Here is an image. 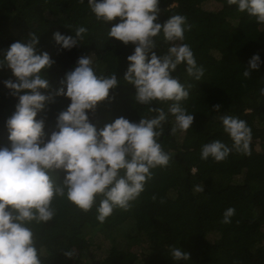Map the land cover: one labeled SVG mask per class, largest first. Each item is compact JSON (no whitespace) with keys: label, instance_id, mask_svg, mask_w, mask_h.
<instances>
[{"label":"trees","instance_id":"trees-1","mask_svg":"<svg viewBox=\"0 0 264 264\" xmlns=\"http://www.w3.org/2000/svg\"><path fill=\"white\" fill-rule=\"evenodd\" d=\"M158 7L161 23L176 14L186 18L190 27L184 40L176 43L188 44L197 65L204 69L199 81L186 73L183 63L171 73L189 91L188 98L180 102L194 116L187 131H171V101L136 102L133 87L123 79L125 58L134 45L108 36L118 18L97 20L87 0H0V58L12 42L35 34L37 51L48 52L54 60L45 73L49 88L42 92L54 94L78 57L90 55L96 75L115 74L119 82L109 92L111 99L99 102L89 114L98 129L121 113L138 121L158 115L149 109H162L167 117L157 139L169 154V163L150 170L144 191L127 210L117 208L100 223L95 205L84 212L66 198L54 197L53 218L28 225L42 264H255L256 255L264 262V96L260 94L264 88V23L226 0H160ZM81 26L87 32L79 45L65 50L55 44L54 32L74 35ZM153 40V51L166 54L170 42L163 34ZM253 54H259L260 68L244 78L242 73ZM9 78L10 70L0 67V146L10 145L5 122L17 102L3 86L2 81ZM69 103L63 96H54L38 113L37 118L45 121V139L55 130L57 114ZM217 104L218 112L213 109ZM224 114L246 121L251 128L250 154L233 149L223 161L201 159V146L208 142L220 140L232 146L219 119ZM58 175L62 179L64 173ZM197 185L203 191H195ZM229 207L235 212L229 223H223ZM123 224L127 227L118 235ZM88 225L103 244L86 237ZM177 246L189 253L187 262L171 258L170 248ZM68 251L75 255L65 256Z\"/></svg>","mask_w":264,"mask_h":264},{"label":"clouds","instance_id":"clouds-1","mask_svg":"<svg viewBox=\"0 0 264 264\" xmlns=\"http://www.w3.org/2000/svg\"><path fill=\"white\" fill-rule=\"evenodd\" d=\"M159 2L87 0L97 20L111 22L118 18L108 31L110 38L134 45L125 58L123 79L133 87L136 102L171 101V131H187L194 116L180 102L188 98L189 91L171 73L183 63L186 73L199 81L204 69L197 65L188 44L176 43L184 40V32L190 27L186 18L176 14L159 22ZM226 3L264 23V0ZM86 32L83 26L76 28L74 35L57 31L53 40L60 49L70 50L79 45ZM161 33L170 46L166 54L157 55L153 37ZM30 36L28 40L12 42L0 58V67L9 69L12 77L2 81L3 86L17 100L5 122L10 145L0 146V264H42L28 225L53 218L54 197L66 198L84 212L95 205L96 219L103 223L115 209L127 210L144 191L152 176L150 170L167 166L170 160L157 139L167 118L162 109H149L158 115L138 121L120 116L99 129L89 121V114L96 111L99 102L110 100V90L119 84L115 74L96 75L90 55L78 57L54 94L42 92L49 88L45 73L54 60L48 52H38L39 38ZM260 65L259 54H253L243 77L249 78ZM260 94L264 96V88H260ZM54 96H63L70 103L57 114L55 130L45 139V121L37 116ZM219 108V104L213 105L217 112ZM219 119L232 146L213 140L201 146L200 158L223 161L233 149L249 155L252 133L246 121L226 114ZM59 172L64 173L62 179ZM195 191L201 192L203 187L197 185ZM234 212V208H227L222 222L229 223ZM64 255L73 257L75 253L68 251ZM170 256L175 262L189 260V253L178 246L170 248Z\"/></svg>","mask_w":264,"mask_h":264},{"label":"rangeland","instance_id":"rangeland-1","mask_svg":"<svg viewBox=\"0 0 264 264\" xmlns=\"http://www.w3.org/2000/svg\"><path fill=\"white\" fill-rule=\"evenodd\" d=\"M121 115L124 116L125 113H121ZM126 227H127L126 224L121 225L119 228V231H118V235H121ZM85 235H86V237H91L92 240L97 242L98 244L104 243V241L102 239H100V237L97 238L94 236L93 230L91 229V225H88L87 228L85 229ZM254 262H255V264H264V262L262 261V258L259 255H256L254 257Z\"/></svg>","mask_w":264,"mask_h":264}]
</instances>
